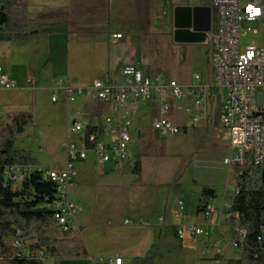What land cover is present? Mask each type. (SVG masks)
<instances>
[{"label":"rangeland","instance_id":"374dc122","mask_svg":"<svg viewBox=\"0 0 264 264\" xmlns=\"http://www.w3.org/2000/svg\"><path fill=\"white\" fill-rule=\"evenodd\" d=\"M181 1L187 4L204 0ZM251 1L242 0L243 4ZM163 5L164 10L160 18L152 16L149 20H141L134 33L128 32L115 21L110 24L108 32L106 29L96 27L94 34L90 32V34H78L76 39L79 45L71 52L68 62L64 64L62 61L57 62L56 58L52 59L46 53L41 66H31L27 69L36 73L35 76L33 75L37 79L35 89H32V85L27 82V77L20 78L17 75L21 82L17 81L16 89L0 90V132L12 126L14 118L19 114H30L33 120L26 126L24 133L16 136L17 147L31 153L39 163L37 167L39 170L61 171L67 161L65 144L76 140L79 136L72 135L68 129L74 120L84 123L85 119L76 115L83 110L81 100L67 105L64 101V93L55 89L57 81H64L66 86L78 87H90L97 79L119 84L121 79L117 71L118 67L114 65L115 63L127 65L131 63L128 60L131 57L134 64L131 66L148 75L162 74L169 79H176L182 85H190L193 76L198 75L200 77L198 84L212 85L213 73L210 63L212 43L207 41L202 44H176L172 20L169 19L170 0H166ZM157 14L159 15L160 11ZM262 25L264 27V23ZM261 29L259 37L249 34L243 38L242 44L246 45L256 40L259 46H264V40L260 41L264 39ZM117 32H121L124 39L117 40V44L114 45L111 35ZM130 38L132 41L129 46ZM0 52H5V49H0ZM50 61L56 62V67L52 68ZM1 65L8 72L12 69L9 64ZM54 94L58 97L57 103L51 100ZM187 103L184 100L176 102L179 106ZM218 103L216 96H213L207 108V121L195 127L191 125L187 116L179 113L178 123L187 127L174 136H159L152 129L149 117L145 122L138 121L142 115L140 113L131 131L132 149L138 156H142L140 173L136 174L134 169L124 165L115 168L110 164L108 166H112V171L108 172L100 167L94 169V176L82 180L84 185L77 179L78 177L76 178L78 187L74 186L72 189L71 199L83 205L85 215L89 213L96 216L94 219L105 226L97 229L99 234H123L136 228L135 222L144 221L147 223L145 227H149L151 221L148 216L158 219L168 214L167 216L172 219L179 200L185 204L184 224L187 225L202 223L204 219L199 209L205 203L215 206L218 214L221 210L228 211L236 193L239 177L245 167L224 164V160L231 157V150L228 134L223 129L218 116ZM147 106V103H142L140 111L148 112L150 109ZM6 113L12 115L3 116ZM104 120L103 117V123ZM141 127L144 129L140 137ZM92 159L93 156L90 155L85 164L76 163L77 169L84 170L83 168H86ZM19 186L20 184L15 183L13 189L18 190ZM101 188L120 189L121 194L102 195L97 193ZM205 190H213L215 198L205 197ZM112 198H119L125 202L126 210L122 215L105 211L104 206L109 204ZM133 206L139 208L138 211L131 212ZM146 213L149 214L147 217L144 216ZM140 216L145 218L141 221ZM222 218V223L219 221L217 224L219 227L214 229V235L203 241L208 240L211 243L218 241L224 257H221L220 264H231L232 261L224 259H234L239 252L233 246L228 219L226 216ZM125 219L132 224L124 225ZM109 223H121V227L127 231L123 232L119 227H109ZM46 230L48 234L67 241L72 232L61 233L53 222ZM33 234L34 232L23 240L27 249L34 244ZM71 241L75 243L80 240L76 237ZM157 243L165 257L164 264H214L210 261H196L194 259L196 253L183 249L179 242ZM204 247L206 246L201 243L198 253H201ZM0 262L8 264L6 256ZM51 262V258H48L44 264H52Z\"/></svg>","mask_w":264,"mask_h":264},{"label":"built area","instance_id":"2783aa9c","mask_svg":"<svg viewBox=\"0 0 264 264\" xmlns=\"http://www.w3.org/2000/svg\"><path fill=\"white\" fill-rule=\"evenodd\" d=\"M213 19L212 30L207 40L212 43L210 63L212 66L213 83L210 86L198 84L200 77L193 76L190 85H182L176 79L165 75H148L135 66H125L121 70V84L106 83L102 80L93 82L89 89L65 85L64 81L56 83V89L62 91L67 104L77 103L90 93L92 102L102 105V112L91 121L84 123L74 120L69 132L79 135L76 140L66 145L67 161L65 168L47 170L44 177L56 186V199L44 207L53 212L52 222L61 233L67 234L76 227L77 217L84 212V207L71 199L74 178L77 177L76 163L86 162L92 155L100 165H124L135 169L138 155L132 149L133 122L138 115L140 103H147L152 110L151 127L159 136L180 134L183 128L173 120L176 102L188 97L193 105L185 109L193 127L207 121V108L210 104L209 91L213 89L217 99H221L220 122L228 134L231 157L224 160L227 166H261L264 165V46L255 41L243 45V38L249 34L259 37L260 28L264 34V0H252L243 4L242 0H210ZM115 40L122 35L114 36ZM261 39L260 41H263ZM28 83L35 89V79L29 78ZM16 89L15 82L0 66V90ZM58 101L53 95L52 102ZM108 111V115L104 113ZM105 118L104 123L102 118ZM93 131L88 135L89 129ZM7 176L15 183L21 184L25 177L24 169L16 167L7 172ZM231 207V206H230ZM217 209L208 204L202 215L210 220ZM177 222V236L184 240L210 238L214 228H203L198 225H187L185 222V204L177 202L174 213ZM227 219L235 220L237 236L232 238L233 246L241 252L245 246L247 231L239 227V216L227 211ZM126 225L132 224L130 221ZM146 226V222H139ZM164 224V219L160 220ZM21 235V232H18ZM15 250L23 247L20 238L12 244ZM45 250L39 249L35 257L45 261ZM221 250L216 249V256ZM202 257H209L203 251ZM116 259L112 264H122Z\"/></svg>","mask_w":264,"mask_h":264},{"label":"crops","instance_id":"0c3cea01","mask_svg":"<svg viewBox=\"0 0 264 264\" xmlns=\"http://www.w3.org/2000/svg\"><path fill=\"white\" fill-rule=\"evenodd\" d=\"M164 2H166V0H27L28 24H29V31L32 34V37L27 41H18V42H9V43L0 44V49H5V52L3 53L0 52V66L4 69L5 73L15 82L16 88L18 87L17 81L21 82L20 78L23 77L24 78L27 77V82L30 77L34 78L36 83L37 79L34 77L36 75L35 71L32 72V71H28L27 69L30 68L31 66H36V67L41 66L43 62V56L46 53H48L52 59L56 58L57 62L62 61L64 64L68 62L71 56V52L74 51L76 47L79 45V41H77L76 39V36L78 34L80 33L88 34L89 32L91 34L92 33L94 34L96 27L106 29L108 32L110 24L114 23L115 21L119 25L124 27L125 30H127L128 32L134 33L135 28L137 27V25L141 20H149L152 18V16L154 18L161 17V13L164 10L163 8ZM170 5H171V9L169 13V19L172 20V24L174 28L176 8L210 6V0L198 1V3L189 2L187 4L182 3L181 0H170ZM158 11H160L159 15L157 14ZM116 35H122V38L120 40L124 39V35L121 32H117L111 35L114 45L117 44V40H115L114 38V36ZM131 41H132L131 38L128 39L129 46L131 44ZM176 44L190 45L193 43H176ZM128 60L131 63H128L127 65H122L119 63H115L114 65V67H118L117 71L121 79V83H122V78L120 74L122 68L128 65H134L132 64L133 58L130 57ZM50 62L52 68L56 67V62L54 61H50ZM2 63L9 64L12 68L11 71L9 70L8 72L7 69L1 65ZM17 75L20 76V78ZM21 87H24V85H21ZM74 87H78V86H74ZM90 87H83V88L89 89ZM64 98H65L64 101L66 103L65 95ZM80 100L83 110L77 112L76 115L82 116L85 119V121H87L88 118L93 120V118L97 115L96 110L100 105L92 102L90 93H88V91L86 92L85 96L79 99V101ZM184 101L188 102L187 105H184L185 107L175 104V108L172 116L175 123L181 126L182 128H186L187 126L180 125L178 123L179 113H183L185 116H187L185 114V109L193 105V99L191 97L186 98ZM141 104L142 103H140L139 105L138 115L140 113L142 115L138 121L141 122V120H143L145 122L148 119V117L150 118L151 121V117L153 114L150 106L149 105L147 106L150 110L147 109L148 112L143 113V111H140ZM87 108H91V111L93 113L92 112L87 113L86 112ZM8 115H12V114L6 113L3 116H8ZM106 115H108V111L104 113V116ZM138 115L135 118L134 122L137 121ZM143 129L144 127L139 128L140 137L142 136L141 131ZM68 143L69 142L65 144V147ZM86 162H84V164ZM108 165L110 164L100 165L93 158L92 162L88 164L86 168H83L84 170L77 169L78 178L75 177L73 181L74 185L72 189L74 188V186L78 187L76 178L79 179L82 184L83 183L82 180H86L87 177H92L95 175L94 174L95 171H93L94 169L100 167L105 171L108 172L112 171L113 170V168H111L112 166H108ZM140 165L142 169V159ZM114 167L117 168L119 166L114 165ZM120 191H121L120 189H114V188H101L100 190H98L97 193H100L102 195H109V196H114V195L119 196L121 194ZM104 207L106 209L105 211L117 212L118 216L122 215L126 210L125 202L123 200H120L119 198L118 199L112 198L111 202L105 205ZM138 209L139 208L133 206L131 212L132 211L136 212L138 211ZM176 209H177V205H176ZM175 211L173 212L172 219H170L167 216L168 214H165L163 217H160L158 219H152V217L148 216L149 214L146 213L144 216L145 217L148 216L149 220L151 221V225L149 227L140 226L141 227L140 228L138 227V225H140L139 222L138 223L135 222V225L137 226L136 228H134L133 230H129V232L118 235H116L115 233L99 234L97 232V229L100 226H104V225H101L102 223L94 219L96 216H92L89 213L88 215H85L84 214L85 212H83L77 217L76 227L71 232L69 240L71 241L73 238L79 237V240L83 242L85 246L87 255L73 259L56 260L51 258L52 260L51 263L52 264H112V262H114L116 259H122L123 260L122 264H132V261L135 258L144 257L153 245L158 244L157 242L163 243L169 241L170 243H173L174 241H176L179 242V244L183 247V249L196 253V256L194 257L196 261L198 262L210 261L211 263L214 264H220V262H222L221 257H223V251L218 241L217 242L214 241L213 243H211L208 240L203 241V239L206 238H199L198 240H193L189 237L185 238L184 240H181L177 236L176 233L177 222L174 218ZM222 216H226L227 218V212H225L224 210H221L220 214L216 212L210 220H206L202 215L204 219L202 223H197L194 225H198L203 228L211 227L215 229L219 227V225H217L219 221L222 223L221 221V219H223ZM145 217L140 216L139 218L142 221ZM161 219H164L163 225L160 224ZM126 221L129 220L125 219L124 225H126L125 224ZM190 224L191 223H188V225ZM108 226L113 228L119 227L123 232L127 231L121 227V223H109ZM201 243L204 246H206L204 247V249H202V252L203 251L209 252V257L207 258L202 257V252L198 253L199 246L201 245ZM119 248H122V250ZM217 248L221 250L222 254L220 256H216ZM239 257H240V252L238 253V256L236 258L224 259V260L235 261L238 260ZM164 259L165 257L161 252L155 264H164Z\"/></svg>","mask_w":264,"mask_h":264},{"label":"trees","instance_id":"16d2710c","mask_svg":"<svg viewBox=\"0 0 264 264\" xmlns=\"http://www.w3.org/2000/svg\"><path fill=\"white\" fill-rule=\"evenodd\" d=\"M213 19L215 22V17ZM31 37L27 0H0V44L27 41ZM209 95L211 101L215 91L211 89ZM218 102L220 119V98ZM102 109V105L98 106L99 114ZM86 112L91 113V108H87ZM32 120L30 114H19L14 118L12 126L0 132V260L6 256L8 264H44L45 261L35 257L39 249L45 250L46 259L86 256L83 242L74 243L46 232L52 223L53 212L44 206L56 199V186L44 177V171L37 168L39 163L31 153L16 145V136L24 133ZM92 131L90 128L88 135ZM141 157L137 158L134 169L136 174L140 173ZM16 167L24 169L25 172L18 190L13 189L14 181L7 176L8 170ZM204 196L215 198V193L213 190H205ZM208 204H203L199 212L202 213ZM229 213L238 215L239 227L247 231L244 249L240 252L239 259L231 264H264V165L245 167L239 177ZM229 225L235 238V220L231 219ZM18 232H21L20 236ZM32 232L34 244L30 249L25 248L24 244L21 249L13 248L16 238L23 242ZM160 254L161 247L155 244L144 257L135 258L132 264H155Z\"/></svg>","mask_w":264,"mask_h":264},{"label":"water","instance_id":"95a60500","mask_svg":"<svg viewBox=\"0 0 264 264\" xmlns=\"http://www.w3.org/2000/svg\"><path fill=\"white\" fill-rule=\"evenodd\" d=\"M213 25V12L210 6L176 8L174 39L176 43L202 44Z\"/></svg>","mask_w":264,"mask_h":264}]
</instances>
